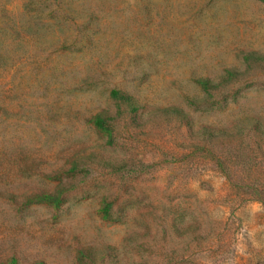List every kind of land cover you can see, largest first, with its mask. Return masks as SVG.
<instances>
[{
	"label": "rangeland",
	"instance_id": "374dc122",
	"mask_svg": "<svg viewBox=\"0 0 264 264\" xmlns=\"http://www.w3.org/2000/svg\"><path fill=\"white\" fill-rule=\"evenodd\" d=\"M259 54L264 0H0V264H264L199 134L264 124Z\"/></svg>",
	"mask_w": 264,
	"mask_h": 264
},
{
	"label": "trees",
	"instance_id": "16d2710c",
	"mask_svg": "<svg viewBox=\"0 0 264 264\" xmlns=\"http://www.w3.org/2000/svg\"><path fill=\"white\" fill-rule=\"evenodd\" d=\"M249 60L250 56L245 57ZM264 66V54L254 58ZM207 83V80H201ZM112 95L123 98L118 91ZM104 113H99L94 120L97 127L103 128L107 122ZM246 126V128L244 127ZM206 134L208 146L206 152L212 165L226 179L238 186L250 189V195L258 200L264 209V124L257 118H247L228 127L203 126L199 134ZM223 144L233 147L228 153L219 150ZM221 145V146H220ZM205 153V152H204ZM45 264V263H38Z\"/></svg>",
	"mask_w": 264,
	"mask_h": 264
}]
</instances>
